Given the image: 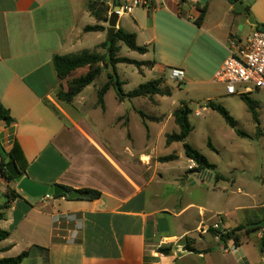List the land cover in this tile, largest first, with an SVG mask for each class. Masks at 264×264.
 Segmentation results:
<instances>
[{
  "label": "crops",
  "instance_id": "obj_1",
  "mask_svg": "<svg viewBox=\"0 0 264 264\" xmlns=\"http://www.w3.org/2000/svg\"><path fill=\"white\" fill-rule=\"evenodd\" d=\"M90 1L0 0V105L13 119L10 124L0 121V145L10 152L19 144L28 162L27 177L38 184L101 193L96 200H83L81 195L31 198L18 190L15 181L1 178L0 203H6L8 189L19 196L3 210L0 228L9 237L0 241V259L28 251L23 264H264V198L247 196L232 209L200 207L198 214L197 206L181 200L180 194L190 188L224 179L215 178L217 167L215 175L199 171L197 164L189 171L183 144L182 152L176 143L166 144V135L179 131L173 113L183 103L151 116L139 106L123 108L126 101L142 98L120 101L115 93L118 107L109 115L107 96L112 89L102 108L96 81L71 104L59 99L67 84L56 72L54 56L86 51L81 49L90 35L97 34L101 41L108 30L87 10ZM149 1V7L130 16L137 45L149 51L159 43L158 25L192 24L198 49L212 44L222 51L214 79L230 55V38L251 33L250 17L257 25L264 21V0L240 2L245 13L236 12L227 0ZM204 6V19L197 26L194 22ZM98 24L106 31H84ZM157 66L155 61L152 69ZM94 92L97 100L87 106ZM223 96L239 95H227L224 87ZM162 104L156 99L151 106ZM132 114L140 117L146 131L142 145H135L130 132ZM162 148L172 151L161 152ZM170 155L177 159L159 160ZM183 159L187 167L173 165ZM216 223L228 233L246 226L240 243L231 237L226 240L227 235L218 239L212 229ZM165 247L169 254L159 252Z\"/></svg>",
  "mask_w": 264,
  "mask_h": 264
},
{
  "label": "rangeland",
  "instance_id": "obj_2",
  "mask_svg": "<svg viewBox=\"0 0 264 264\" xmlns=\"http://www.w3.org/2000/svg\"><path fill=\"white\" fill-rule=\"evenodd\" d=\"M118 25L129 33L135 29L130 16L120 18ZM106 26L108 28V22ZM158 31L159 43L151 46L146 55L132 51L122 42H117L120 49L118 57L136 61H156L158 64L156 69L142 66L139 70L134 65L118 64L117 74L125 82L123 86L125 92L132 91L148 81L161 79L162 89H170L172 96H153L151 99L142 98L143 100L139 101L137 99L128 100L123 108L131 109L139 106L151 116L179 107L181 103L186 104L192 110L189 119L194 130L187 142L203 154L210 163L216 165V172L224 177L218 183L199 185L180 194L184 204L192 203L198 207L195 209L197 214L200 207L209 210V208L218 209L219 206L224 205L232 209L238 200L246 199L250 195H256L258 200L263 199L264 91H254L249 95V98L259 104V108H256V121L244 99L239 96H223L224 86L215 81L213 72L222 56L219 48L211 44L209 49H198L197 34H195L197 30L192 24L177 23V26L163 27L158 25ZM96 35H90V40L81 50L105 54L106 50L100 42L107 40V32L103 34L101 41ZM161 37L165 38L161 39ZM106 68L107 72L112 71L110 66ZM172 68L183 69L186 73V80L181 84L171 80L170 70ZM106 81L107 74L104 73L94 84L101 87ZM88 97L87 106L97 100L95 92ZM156 99H161L163 103L161 107L151 106ZM209 101L223 106L237 121L238 129L245 136H239L218 112L208 108L206 105ZM107 105L109 115L118 107L113 89L107 96ZM197 111L200 112L199 116L196 115ZM109 115L106 118L110 117ZM140 121L138 115H131L130 132L135 145H142L146 141V131L140 126ZM176 145L181 147L179 152H182V143H176ZM164 151L170 153L172 150L162 148L161 152ZM173 165L187 167L188 161L183 159ZM216 172L213 171V175ZM214 187L216 190L213 189ZM210 216L211 214L207 218Z\"/></svg>",
  "mask_w": 264,
  "mask_h": 264
},
{
  "label": "trees",
  "instance_id": "obj_3",
  "mask_svg": "<svg viewBox=\"0 0 264 264\" xmlns=\"http://www.w3.org/2000/svg\"><path fill=\"white\" fill-rule=\"evenodd\" d=\"M231 5L242 2L243 0H227ZM109 2L118 3V0H92L86 6L87 10L92 13L99 22H108V12H109ZM249 13V9H247ZM206 13V7L204 6L201 10L199 18L194 22L197 26H200ZM84 31L86 33L90 32H104L106 27L102 25L87 26ZM117 42H122L130 50L138 52L140 54H146L148 52L147 47H140L136 43V35L128 33L123 29L119 28L111 43L108 41L102 44V47L106 50L105 54H100L94 51H82L77 54H69L65 56H54L53 63L59 78L64 81L66 80L67 90L61 91L59 93V99L71 104L75 97L79 95L87 86L93 84L97 79L101 77L102 74H107V81L98 90V104L104 108V96L107 92L113 89L120 101L125 99L134 98H152L156 95L170 96V89H162V81L153 80L148 81L145 84H141L136 89L126 93L123 86L124 82L119 78L117 74L118 64H130L136 66L141 70L142 66L147 68H154L155 61L151 62H140L136 60H131L125 57H118L119 47ZM106 66L112 68L111 72H107ZM245 103L247 104L249 110L253 112V118L257 121L256 108H259V104L249 98V95L242 96ZM208 108L218 112L225 120V122L230 125L239 136H245L243 132L238 129L237 121L230 115V113L221 105H218L212 101L206 105ZM144 119L146 115L143 112L139 113ZM192 110L186 105L182 104L173 113V118L175 124L177 125L179 131L166 135V144L171 145L173 143H182L185 150L186 156L195 162L198 166V170L202 171L204 169L215 171L216 166L211 164L208 159L201 154L198 150L193 148L187 143V139L193 132L194 127L190 122V115ZM0 121H5L7 124L13 122L10 113L0 105ZM7 157H11V162H14L23 177H27L28 162L23 154V151L18 143H15L10 152H6L4 148L0 145V170L2 171L3 178L9 182H14V178L7 172L5 160ZM177 159V156L170 155L167 157H161L159 160L161 162H169ZM216 179H221V175L218 173L215 175ZM71 192L70 189H67ZM81 194V199L83 200H96L101 197V193L95 190L82 189L78 191ZM18 193L15 190L8 189L6 192L7 201L5 204L0 203V221L3 219V210L8 206L9 202L15 200L18 197ZM59 197H66V195H61ZM246 230V226H239L233 229L228 236L234 240L236 245L240 243V236L242 232ZM213 234L216 236L217 232L213 230ZM9 237V233L0 228V241H3ZM225 236L222 237V239ZM188 249L192 252H197L196 249L188 246ZM159 252L162 254H169L170 248H160ZM30 252H23L21 255L14 258L0 259V264H23V261L29 257Z\"/></svg>",
  "mask_w": 264,
  "mask_h": 264
},
{
  "label": "built area",
  "instance_id": "obj_4",
  "mask_svg": "<svg viewBox=\"0 0 264 264\" xmlns=\"http://www.w3.org/2000/svg\"><path fill=\"white\" fill-rule=\"evenodd\" d=\"M108 5V20L116 6L119 7L116 14L120 19L131 16L136 9L149 7L150 1L118 0V3L109 2ZM229 53V57L215 76V81L225 87L226 94L246 96L254 91H264V23L253 27L251 33L246 37L234 36L230 38ZM184 77L183 70L176 68L170 70L171 80L181 84ZM196 115L199 116L200 113L197 112ZM195 167V162L190 160L188 170L192 171ZM1 178L3 175L0 170ZM45 197L50 199L53 196ZM212 229L217 232L218 239L228 236V230L223 228L220 223L214 224Z\"/></svg>",
  "mask_w": 264,
  "mask_h": 264
},
{
  "label": "water",
  "instance_id": "obj_5",
  "mask_svg": "<svg viewBox=\"0 0 264 264\" xmlns=\"http://www.w3.org/2000/svg\"><path fill=\"white\" fill-rule=\"evenodd\" d=\"M207 0H201L202 3H206ZM119 10V7L116 6L114 8V12L111 14L108 20V30H107V41L109 43L112 42L113 37L118 30V15L116 11ZM234 10L239 13H245V9L243 8L241 3H237L234 5ZM248 23L251 26L257 27V23L254 21L253 17H250ZM6 163V170L7 172L14 178V181L17 183V188L27 196L31 198H42L45 196H54L59 197L61 195H66L70 199H77L80 197V193L78 191L69 192L66 188L54 185V186H45L38 184L32 181L28 177L21 176L16 164L11 162V157H7L5 160ZM231 236H227L226 240H228Z\"/></svg>",
  "mask_w": 264,
  "mask_h": 264
}]
</instances>
